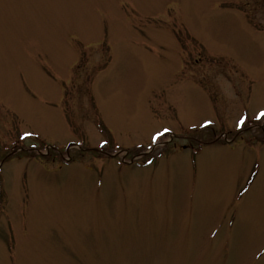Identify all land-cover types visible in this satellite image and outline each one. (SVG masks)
<instances>
[{"label":"rangeland","instance_id":"374dc122","mask_svg":"<svg viewBox=\"0 0 264 264\" xmlns=\"http://www.w3.org/2000/svg\"><path fill=\"white\" fill-rule=\"evenodd\" d=\"M261 112L264 0H0V264H264Z\"/></svg>","mask_w":264,"mask_h":264},{"label":"snow or ice","instance_id":"6c2138e0","mask_svg":"<svg viewBox=\"0 0 264 264\" xmlns=\"http://www.w3.org/2000/svg\"><path fill=\"white\" fill-rule=\"evenodd\" d=\"M259 115H260V116H264V112H261ZM257 118H259V116H258ZM243 119H244V118L242 117L240 123L243 122ZM238 126H239V125H238Z\"/></svg>","mask_w":264,"mask_h":264}]
</instances>
